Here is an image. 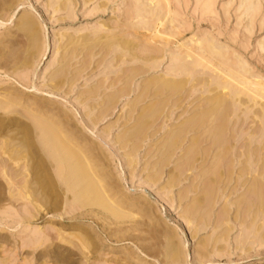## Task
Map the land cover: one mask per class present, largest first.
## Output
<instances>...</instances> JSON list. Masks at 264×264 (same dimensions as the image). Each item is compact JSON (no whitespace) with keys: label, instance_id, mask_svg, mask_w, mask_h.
I'll return each mask as SVG.
<instances>
[{"label":"rangeland","instance_id":"374dc122","mask_svg":"<svg viewBox=\"0 0 264 264\" xmlns=\"http://www.w3.org/2000/svg\"><path fill=\"white\" fill-rule=\"evenodd\" d=\"M58 1L59 0H57L56 2H54V0H19L18 2L17 0V3H16V0H12V1L0 0V62H1L0 63V144L3 143V145H1V147L3 146V148L1 149L0 147L1 149L0 154L3 151L5 152L6 150L5 153L7 155L6 156L4 153H2L0 155V158L2 157L3 159L6 156L5 159L7 160L9 157V154L11 153L8 159L9 161L6 162L7 165L9 166L10 164V167H12L13 170L17 169L18 172L21 171L22 167L23 168L25 167L24 169H22V171L26 173L25 172V169H26L28 174L26 173L25 176L27 175V177L30 178L28 181L27 180L28 178H23L25 176L21 175V177L19 176L18 179H15L16 182L12 181L14 183H10L9 180H7V177L4 179L5 176L2 170H4L5 172V169L0 167L1 168L0 169V264H180V261H181V264H264V242L263 243L261 242V241H264L263 239L264 238V230H263L264 226L261 225L262 220H263L262 224H264V217L262 218V216H264V211L259 214L260 216H258L260 217L259 222L257 219L258 217H255L254 219L251 215L249 216L250 218L247 217V219L244 215L239 216L240 218H238L237 217L238 214L237 212H235L236 207L234 206L228 207V206H230L231 203H235L236 201H238V199L240 198L239 197L240 195L239 194L236 195L235 198H234L235 195H232L231 196L232 198L230 197L227 200L226 199L227 196L222 193V190L220 189V187H217V188L215 187L213 189L212 197L210 198L212 201L210 202V204L206 202L203 208H201L202 210L199 209L193 212L192 211L190 212L189 210L193 204V201L196 198L197 199L202 198L204 195V192H203L204 191V188H203L204 181H202L203 175L201 176L202 172L200 170H202L205 165L206 166L208 165V163L204 162L202 160V157L200 156V158L198 159L199 162L201 161L200 164L197 161L195 165V166L198 165L197 167L199 170L197 169V172H196V169H195V172L193 171L194 169L193 167H191L193 166V161L191 157L192 155L189 152L191 150L190 140L193 138V136L196 137L195 135L202 137V134L205 131H207V127L205 125L203 126V129H202V126H200L199 129L197 128L198 130L196 129L195 132L193 130L184 131V133L178 139L176 148H175V145L171 146L172 144L170 145L168 143V138L171 132L176 131L179 128V127L178 128L176 127V124L179 121H180L179 122L180 124L178 123L177 126H180L183 122L187 121V118L191 119L193 116H195L194 114H196L197 112L196 105L198 103L197 102L198 100L196 98L199 97L197 93L198 90H193V93L195 91L194 94L192 92L190 93V90H191L190 85L192 86V83H190L187 85L188 87L186 86L181 91H178V94L177 92H174V91L165 90L164 91L165 95L163 92V95H158V97H156L155 95H152V93L154 92V88L155 89L157 88L156 85L155 84L149 85V83L155 81L156 77H158L156 81L157 80L159 81L160 78L163 79V76L165 75L167 76V74L170 75L171 73H169L168 70L172 69L173 68L172 66L176 65L175 68H180L179 66H177L178 64H176V63H179L178 60L175 59L176 62H174L175 60H170V59L174 56V54H179L180 50H181L180 53H182L183 51L185 52L184 48L186 49L187 47V49H190V46L184 47V45H188L190 42L193 44L192 50L196 52V49L198 48V45H197V43L199 42L198 40H202L203 38V39L211 40L213 43L215 42L214 44H217V46L221 47L222 49L226 48V50L224 51L222 50V52L226 54V52L228 51L229 53V54L227 53L229 55L228 59L230 58L229 60L231 62L230 63L229 60L227 61L226 59L227 55H226L225 56L226 64L229 62V64L231 65L234 64L236 66V64H241V66L243 67L245 66L244 69L246 68L247 70L246 69L245 70L249 71L248 72L249 77H247V79L245 80L246 85H247V80H248L249 85L247 87L249 86L252 87L251 90L257 89L258 90L257 93L262 94L263 93L261 92L262 89L260 90L258 87L260 85V87L263 88L264 90V0H157V1L152 0L153 3H151L148 0H141V2H143L144 4L149 2L148 3L149 6L154 9L157 7L158 9L157 8L156 9L158 13L155 9V12H154L155 14L158 15L159 12L161 13V11H162V15H164L163 17H165V14H166V17H165L166 20L164 19L163 24L161 25L157 24L156 29L153 30L152 32L148 30L146 31V29L143 30L142 28L145 25L142 22L145 23L147 21L146 23L148 24L152 23L150 25L152 26L154 25L153 22L156 20L154 18H157V17H154V18L149 17V19L151 18L152 21H148L149 19L147 16L141 17V18H144V20L140 19V22L144 26L141 25L138 19L140 18V16L136 17V14H135V13L138 14L137 11L139 10L137 6L139 3H137L135 0H108V1L107 0H103V1L93 0L87 3L85 2L83 3L84 0L83 1L82 0H72L71 1L72 3L71 2L69 3L71 5L66 6L67 9L64 8L62 9V11L59 10L60 13L57 10V8L59 9L60 7ZM134 1L137 5H135ZM137 1L140 2V0H137ZM163 2L164 3L166 2L165 5ZM62 3L60 1V5ZM11 4L13 6H11ZM54 5H56L57 11L54 9L55 7ZM71 7L73 9H70ZM97 7H100V8H97ZM249 7L251 10L249 9ZM9 8L11 10H9ZM101 8H103L102 9L103 11L101 10ZM134 8L135 9L137 8V9L135 10ZM65 10H67V12ZM97 10L98 11L100 10V11L97 12ZM23 17L32 18V20H34L35 22V25L38 31V37L34 44H32L28 36L24 34L23 32L19 31L16 26L17 22H19ZM167 20H169L171 24V26L169 27H167V25H170L169 21ZM137 23L140 24V27L138 28V30H137V27L139 25L136 26ZM163 25H166V26H163ZM105 28L107 29L105 30ZM108 29L110 31H108ZM134 31H135L136 36L134 34ZM99 32H100V36H99ZM169 32L172 33L174 36L172 37V35H170ZM114 33L116 34L115 36H114ZM156 33L157 34L159 33L161 35L159 34L157 35ZM90 35H91V38L93 39L100 38L101 41L100 40L98 41H100L101 43L103 42V43L101 44L100 42H96L95 43L96 45L95 44L86 45L82 39L90 38ZM61 36H63L62 39L60 38ZM86 36H89V37H86ZM160 36H161V39H163V42L161 39H160L161 41L159 40L158 37ZM170 36L171 38H169ZM204 36L206 37L204 38ZM70 37L72 38L70 39ZM106 37L116 38V39L123 38L124 40L128 38V40L133 41V43H131L133 44L131 50L133 51V53L138 54L136 55V57L138 56L137 57L138 59L136 60L137 61L140 60L141 63L134 62V65H133L132 60L134 59L129 58L128 62L126 63L124 62L126 65H123V63L121 64L120 62L123 60V59L121 60L122 58L121 55L123 56L122 54L123 51L122 53H120L121 50L113 48L114 46L112 47L113 50L108 49L107 47H103L105 48V50L102 48V46H104V43L107 40ZM131 38H133L134 40H131ZM155 38H158V39H155ZM102 39H104V41ZM135 39L139 40V41L137 40L139 44L136 43ZM153 39L155 41H153ZM63 40L65 41V43L62 42ZM156 40L158 41L156 42ZM37 42L39 43L38 47H37ZM70 42L74 44V46ZM83 42L86 45V46L84 45L86 48V51L83 46ZM81 43L82 45H80L81 46L80 47L79 44ZM191 43L189 45H191ZM98 44L100 45L98 46ZM31 45H32V48L29 50V47H31ZM69 45L70 46L72 45V46L70 47ZM164 45L168 47H165ZM194 45H196L195 48H194ZM75 46L77 48V49L75 48L76 49L75 51L78 50L77 52L80 51L79 53L73 52L74 51L73 48ZM96 46L97 48H99V50L101 48L100 52L99 50H97ZM67 47L68 48L70 47V49H68ZM141 47H142V50H141ZM114 49L117 50L116 52L118 54L120 53L119 54L120 56L117 53H114L115 51ZM175 49L176 50L179 49V51H175ZM95 50H96V54L98 55H95ZM135 50L136 52H134ZM71 51L73 52L72 56L70 54ZM168 51L169 52L172 51L173 53L171 52L169 53ZM82 52L85 54L87 52L91 54L94 52L93 56H96V57H93L95 60L93 58L92 59L95 61L97 65L93 63L94 61H92V59L88 58V57H91V54L88 53L89 56H87V59H88L87 60L85 59L86 55L84 58V55ZM27 53L32 55V57ZM63 53H65V55ZM105 53L107 54L104 55ZM100 54L104 56V58H102V56L97 57V56H100ZM77 55H79L78 58H77ZM81 55L83 56L81 57ZM8 56L11 58L9 59ZM12 56H15L14 60L12 59ZM68 56L71 57V59ZM117 56H119V59ZM2 57H4L3 60H2ZM72 57H74V62H73ZM142 57L145 59L146 63L143 62L144 60ZM29 58L30 59L33 58V59L30 60ZM98 58L101 59V63H100V59ZM113 58L115 61L113 60ZM154 59L163 60V61L161 60L162 61L160 63L161 66H159L161 68L158 70L159 68L158 67L157 69H155L156 71L153 69H150V66H149L150 64L148 65L149 68H147V65H146L148 64L147 63L148 61L150 62V60H154ZM67 60L69 63L67 62ZM70 60L73 63L72 62L70 63ZM79 60H80L79 64H84L83 66L79 65L76 62ZM89 60L92 61L91 62L92 64L89 62ZM195 60H197L196 57H195ZM25 61H27V63H24ZM30 61H32L31 65L28 66L30 64ZM62 61H64L65 65H60V64H64ZM81 61L84 63H82ZM87 61L90 67H88V65L86 64ZM236 61L237 63H235ZM113 62L114 63L116 62V67L111 66V64L113 65ZM130 62H131L132 68L129 67ZM142 63H143V67L146 65L145 68L149 69V72L147 71L148 73L145 72L142 75L140 74L132 79L133 83H131V85L128 84V91L130 92V94L128 92V94L124 95L123 97H121L122 95L117 94L116 96L117 100H115V103L112 106V108H110L109 111L106 113V116L108 118L104 116L103 120L102 118H100V121L98 120L96 121V123H90L91 120L89 121V118L91 119L95 117L99 118L101 115V112H103L104 110L103 109L104 107L102 108V105H104L103 99L107 95H111L112 92L115 93L116 89L120 87V84L122 82L117 84V81H118L119 76H122L123 72H125V69H126L125 66H127L128 64L127 70L129 69L133 70L134 68L135 69L139 68L138 66L142 67ZM202 63L203 62H201V65L199 67H196V71L195 70L193 71L194 73H193V76L191 77L192 79L194 78V76L195 78L196 77L198 78V76L199 78H201L203 73H205L204 75H206V72L208 73V70H209L208 68H207L208 69L207 71H204L202 69L204 72L200 71L199 69V71L202 72V74L198 71L197 68L203 67ZM70 64H72L73 66ZM93 64L95 66H93ZM229 64H227V66ZM8 65L9 67L7 68L6 66ZM101 65H103V67H99ZM108 65L110 66V68L112 67L114 68L112 69L113 71L112 70L108 71V72H111L112 75L107 74ZM231 65L228 67L233 68L234 66H231ZM59 66L60 67L62 66V67L60 68ZM63 67H68L66 68V70L69 71V72L68 71L66 72L67 77L64 78L66 75L63 76L64 80L63 78L62 79L53 78L54 76H56V73L58 71L63 69ZM78 67H80L79 68L80 71ZM84 67L86 68L88 67V69L86 68L84 69ZM119 68L121 69L123 68L122 69L123 72L118 71V70H121ZM165 68L166 69L168 68V70L166 71ZM75 71H77V73ZM117 72L119 76H117ZM119 72L120 74L121 73L122 74L120 75ZM165 72L167 74H164ZM67 73L70 74V76H68ZM81 73H83L82 76L80 75ZM51 74L52 76H50ZM126 74H128V72H126ZM185 74L184 76H186ZM116 76L117 78L114 79L113 77H116ZM184 76L182 75L180 77H184ZM106 77L108 78L110 77V79L107 78L109 82L106 79ZM180 77L178 76L177 79ZM151 78L152 80L150 81L149 79ZM65 79L66 81L67 80L68 81L66 82ZM70 79H73V80H70ZM52 80H54L55 82L54 84L52 83ZM110 80L112 83L116 82L115 85H119V87L115 86L116 89H114V91H112V89L115 87L110 88L109 91H111V93L107 89L105 90V88L103 89L101 88L102 89L100 90L101 94L97 96V98L88 97V95L85 94L88 92V90L91 91L93 90V88L95 90L97 87L101 86L105 82H106L105 84L107 85L108 83L111 84ZM146 80H149V81L146 82ZM132 81H129V83ZM58 82H60L61 84L63 83L65 87L62 88L61 86L60 87L61 89L60 88L57 89L58 90L57 92L54 86ZM100 83L102 84L100 85ZM46 84H48V87L50 89L52 87L51 90L53 91L49 92L50 89L48 90V87L46 86ZM49 84L53 86H50ZM140 84H141L142 89L141 87L138 88ZM255 84H256V87H255ZM129 85L130 87L132 86L131 89L129 88ZM136 86L139 90H137ZM122 87H123V83L121 84L120 88ZM150 87H151V91L149 92L148 90H150ZM239 87H240V90L244 89L242 86H238V89ZM241 87L243 89H241ZM135 88L137 92L139 91V93L136 92ZM184 90H186V92H184ZM106 91H108V93ZM118 91H116V93ZM253 91L256 92V90H253ZM83 92H85L84 95L82 94ZM244 92H247V91L244 89ZM251 92L249 93L247 92L246 94L249 96ZM12 93L13 95H16L17 98H15V96H12ZM191 94L193 96H196V95L198 96L192 99L193 96ZM258 94L256 95L258 96ZM80 95H83V97ZM188 95L190 96V98ZM252 95L253 94H251V97H253L256 100V102L258 101L259 103L260 100L258 97H256L255 93H254V96ZM10 97L13 99H10ZM99 97L102 100L99 99ZM153 97L155 98L154 102H157L156 104L153 102L154 100ZM176 97L178 100H180L181 97L183 98H181V101H179L178 103V100L176 99ZM241 97H245V96H241ZM78 98L80 101H78ZM87 98L88 99L90 98L89 99L90 102L87 100ZM146 98L148 99L151 98V99L148 101V99ZM23 99L25 102L23 101ZM260 99L262 102L260 104L263 105L264 101L262 100L261 97ZM12 100L13 102H11ZM174 100H177V101L173 102ZM184 100L185 101L187 100V102L189 103L185 102ZM4 101H6L7 103L6 102L4 103ZM17 101L19 103H17ZM94 101L97 102L98 109H96L97 106H95L96 103H94ZM77 102L78 103L81 102V104L79 103L81 106ZM148 102L150 104L153 102L154 106H153V103L152 105H150ZM83 103H88V104H85L83 106ZM134 104H138V105L135 106ZM143 104H145L147 109ZM181 104L182 106H180ZM168 105H169V108L171 106L170 111H169ZM172 105L175 108H173ZM234 105H235L234 108L238 107L236 106V103L235 104L232 103L231 108L233 109V111H235V109L233 108ZM237 105H240V104L238 103ZM142 106H144V109ZM188 106H191V107H188ZM154 107H157V108H154ZM239 107H238L239 110L237 109L238 110L237 113L241 117L243 113H244L243 117L247 116L244 118V120L247 119L246 123L242 125V122H244V120L241 119L240 116H237V113H236L235 117H237L238 119L233 116L230 118L229 124L231 126L228 124L229 129H231V132L232 131L234 132L233 128L235 126L234 129L236 133L242 132V134L244 133L247 135L249 133L251 134L253 130H256L257 133L253 136L254 138L251 140V143L255 141V144L254 143H253L254 145L251 144V147L252 149H254L255 147L258 148V145H259L258 149H261L264 145L263 144L264 143V137H263L264 135L263 126L264 125H262L264 124V121L261 124L262 126L261 128L259 118L253 117L250 114L248 115L245 114L244 109L246 106L243 105V107L241 108V105H240ZM37 108L38 110H42V112L37 111ZM135 108L137 111L135 110ZM180 108L181 110L182 108H184L183 109L184 112H181ZM83 109L85 110V112ZM92 109L94 111L96 109V114H94V112L92 114L88 113V112L93 111ZM192 109H195L196 111L194 110V113H193ZM47 110H50V111H47ZM146 110H150V111H147V113H144ZM171 111H172V114L170 115L169 112ZM165 112H166V115L163 114ZM57 113L58 114L61 113V117H63L62 119L65 121V123L69 122L68 123V125L70 126L69 130L74 129V131H77L76 134L80 138L79 142L83 140V142L85 143L84 145L85 146L87 145L86 146L87 148L89 147L87 149L83 145V147H85L83 149V147L81 148L80 145H77V143L76 144L74 143L77 148H81L85 151L89 150L92 153L93 156L89 152L86 158H89L88 160H91L94 166L96 165L95 168L97 171L96 170L95 171L97 173L96 175L98 176V178L99 179L102 178L104 179V181L106 180V183L109 185L108 186L109 191H107V195L109 197V201L113 202L114 204L113 208L114 207L117 208L119 206V208H117L118 210L114 208L116 212L114 210L113 211L107 210L103 208L104 206H101V205L98 206L95 204H89L87 202L84 203L85 199L82 200L80 199V197L77 196L79 189L78 188L75 189L74 185L72 184V187L74 188L70 190V188L72 187L71 186L67 187L69 185L68 181L66 182L63 181L62 179L63 175L61 174L62 171H60L62 170V167L60 165H57L56 163L57 158L55 157L54 153L50 151L52 150V146H53L52 143L54 142V140L48 134V132H45V129H44L46 127L48 128L47 124H49V129H51L52 126H55V122L57 121V118L55 119V117L56 115H58ZM66 113H68V115ZM135 113H137L138 116ZM173 113H176V114H173ZM181 113H182V116H184L185 113L186 115H189L188 113H190L189 115L190 117L185 115L186 117H184L185 119H183V117L181 116ZM133 115L135 116V118H133ZM249 115L250 117L251 116L252 117L251 118L248 117ZM67 116L71 120H68ZM86 116L88 117V119ZM131 116L133 120L131 119ZM145 116H147L146 120H145L146 118ZM148 116L150 117L149 118L150 120L148 119ZM162 116H163V119H162ZM1 117L3 118V120ZM49 117H51L52 121L49 119ZM165 118H166V121H164ZM233 118L235 119L233 120ZM252 118H254L253 119L254 125L252 124L253 121L249 120ZM8 119H9V122H8ZM43 119L44 120L46 119L45 124L44 122H42V126H41L40 123ZM143 119L145 121H143ZM231 119H232V122H231ZM236 119L239 120V122H236L235 121ZM256 119L259 120L258 124H257ZM84 120L89 122L91 124V127L94 125L93 128H91L87 122L86 123L89 126L86 125ZM38 122H39V125H38ZM141 122H145V127L142 128L139 125L140 129L141 128L142 129L141 130L139 129L140 131H138L137 124L140 123L142 125L143 123ZM21 123H24V124H22L21 126L20 125ZM236 123L237 125H235ZM255 124H256V127H255ZM134 126H137L136 127L137 129H135V134L134 132L133 133L129 132L130 129L134 130L135 128ZM172 126H174L173 129H172ZM244 126H246L245 127L246 129L243 128ZM15 127H16V131L14 130ZM18 128H20L21 130ZM41 128L44 130L42 131ZM256 128L257 129L261 128V130L263 129L262 130L263 133L261 131L259 135L258 133L260 130L258 131ZM247 129H249L248 130V132L250 131L249 133L246 131ZM142 130H143V135L141 133ZM24 131H25V134H24ZM198 131L201 133V135L200 133H198ZM103 132L109 135L107 136V135L101 134ZM125 132H128L127 135L125 134ZM231 132L229 131L227 140L229 141L232 147L236 145L235 146L236 150H239V147L241 148L244 144H246L249 141V139H251L249 137L247 141V138H244V134L240 136L241 133L240 134L237 133L236 135L235 132H234V136H232ZM40 133H42V135ZM139 133L141 134L140 135L141 137L138 136ZM194 133L196 134L194 135ZM128 134H130V136H128ZM190 135L192 136V138ZM247 135H245V137L249 136ZM122 136H125V137H122ZM235 136H237V138L240 137L239 138L240 141H238L239 139L237 140ZM260 136L263 137V139ZM206 137L208 139V142L201 143L202 148H206V146L209 147L210 145L209 139L212 138V136L208 135ZM188 138L189 139L191 138V139L189 140ZM44 139H46L50 143H48ZM122 139H124L125 141L123 140L122 142ZM232 139H233V142H232ZM245 139H246V142H245ZM260 139L262 140L263 143L260 142ZM133 140L134 142H132ZM184 140L186 143L184 142ZM234 141L235 143L236 142L237 143L235 144ZM4 142L6 143L8 142L7 144L8 146ZM119 143H121V145ZM247 144H249V142ZM124 145L126 146V148ZM168 145H170L171 148L170 146L168 147ZM166 146L168 147V149ZM4 148L6 149L4 150ZM161 148L163 151H161ZM10 149H13L12 150L13 153ZM187 149L188 151H186ZM169 150L170 152H168ZM9 151L11 152L9 153ZM14 153H17L18 157L16 156V154L14 155ZM165 153L168 154L167 155L168 157L170 156L169 159H167L168 157L166 158ZM169 154H171L172 156ZM2 155H5V156L3 157ZM12 155L16 156L15 157L16 162H13L15 158ZM53 155L56 161L53 158ZM10 158L11 160L13 159L14 160L11 162ZM6 160L3 159V161H6ZM53 163L55 166H53ZM147 165H149L150 168H148ZM154 165H156V167H153ZM181 165L182 167H180ZM0 166L2 165L0 164ZM19 166H21V168ZM159 167L163 171V172L161 171L160 174L158 172L160 171ZM102 169H103V172H102ZM150 171L152 172L150 173ZM199 171L200 173L198 174ZM150 174L153 176H151ZM196 174H197V177H196ZM33 175L40 176V177L36 180L33 177ZM42 176H46L48 181L44 180ZM21 178L22 180H20ZM106 178H108V180ZM192 178H195L193 182L191 181ZM24 179H26L27 182L26 181L25 182L29 184H26L23 181ZM147 179L149 181H147ZM172 179H174V183L170 184ZM143 180L146 181L145 182L146 184L148 182V184L145 185ZM166 180H168V182H166ZM6 181L7 183L9 182L8 185L7 183H5ZM149 182L151 183V185ZM194 183H196V185ZM10 185L13 187H11ZM111 185L113 189L111 188ZM172 185H174V187H172ZM191 185L195 188V190H193L194 189L193 187L191 188ZM167 190H170V191H167ZM186 190H189L187 195L186 193H184V191ZM215 191H217L216 194H215ZM31 192H32V195H31ZM67 192H68V195H66ZM218 192L220 193V196ZM22 193L25 195H23ZM74 193H76L75 196L77 199L75 198ZM17 194H21V195H17ZM216 196H217V200H216ZM184 198H186V200H184ZM221 198L224 199L225 201L222 200ZM56 200H57L56 202L57 206L55 207L54 204ZM219 200H220V203H219ZM122 203H124V205ZM117 204L119 205L117 206ZM223 204H225L226 207L231 210V211L229 210L230 213L228 212V216L225 217V219L223 218V213H222L224 211L223 210L224 208L222 207L225 206ZM135 205L138 207L136 208ZM213 206L215 207V209ZM110 207L112 208V205ZM187 207L188 209H186ZM220 209L222 210V212ZM219 210L221 213L219 212ZM213 212L215 213L214 216L216 215L215 221H214L215 218L211 217L213 216L212 215ZM114 213L116 214L114 215ZM189 213H191L190 214L191 216H186V214L189 215ZM235 213L237 215H235ZM218 215L222 216V219L221 217H218ZM234 216L236 218H234ZM198 217L201 219H199ZM227 218H229V221ZM242 218H245L244 220L246 221L242 222L243 220ZM183 219L186 222L182 221ZM230 219L231 220L236 219V220L231 221ZM255 220L256 222H258V227H256L257 224ZM187 222L188 223L190 222L189 225ZM247 222H248V225H247ZM253 222H255L256 226H252ZM204 223H205V226H203ZM226 223L227 225L228 223L231 224V226L230 225L224 226V224ZM243 223L245 224L243 225ZM235 224L236 226L238 225L237 228ZM249 225H251V227L253 228V231L251 232L249 231V229H251L249 228L250 227ZM259 225L262 226V229L259 227ZM199 226L201 227L200 229H199ZM203 227H207V228L203 230L202 229ZM233 227L236 229H234ZM194 228H197L196 230L199 229L200 232L199 231L195 232L196 230H194ZM227 228H229L228 231H227ZM231 228L233 229L231 230ZM201 229L203 231H201ZM212 229L216 231L212 232ZM260 229H261V232H260ZM230 231L231 233L229 234ZM247 231H249L250 236L248 235ZM255 232L257 234L259 232L260 233L257 236ZM168 234H171L174 236V241L181 248V256L179 260L174 261L168 258L167 256L166 250L168 247L167 245V235ZM226 235L227 236L229 235V236L227 237ZM207 239H209L208 242H206ZM210 239L213 245L212 243H210L211 242ZM218 239L219 240L221 239V240L219 241ZM204 240H205V243H204ZM200 242L203 243V245ZM205 246H208L210 251L207 247L206 249ZM218 246L222 248H219ZM216 248L218 251L216 250ZM221 249L222 251H220Z\"/></svg>","mask_w":264,"mask_h":264},{"label":"bare ground","instance_id":"6f19581e","mask_svg":"<svg viewBox=\"0 0 264 264\" xmlns=\"http://www.w3.org/2000/svg\"><path fill=\"white\" fill-rule=\"evenodd\" d=\"M10 1H12V0H10ZM57 1V0H56ZM55 0H54V2H56ZM60 1H61V3H62V1H63V3L60 5ZM72 0H59L58 2H59V9L57 8V10H58V12H59V10L60 11H62V9H64V8H66V6L68 5V6H70L71 4H69L70 2H71ZM83 1V0H82ZM90 1H93V0H84L83 1V3L85 2V3H87V2H90ZM96 1V0H95ZM103 1V0H102ZM108 1V0H107ZM135 1L137 2V3H139L138 5L135 3ZM134 1V3H135V5H137L138 6V8H139V10L137 11L138 12V14L137 13H135L136 14V17H138V16H140V18H138L139 19V23L141 24V25H143L144 27L142 28V26H141V28L144 30V29H146V31L148 30V31H150V32H152L153 30H155L156 29V26H157V24H163V21H164V19H165V17H166V14H165V17H163L164 15H162V11L161 10H159V11H161V13L159 12V14L157 15V14H155L154 12H155V9L157 8H152V7H150L149 6V2L148 1H150L151 3H153V1L152 0H148L147 2L148 3H146V4H144L143 2H141V0H140V2H138L137 0H135ZM155 1V0H154ZM157 1V0H156ZM9 2V1H8ZM18 2H19V0H18ZM145 2V1H144ZM252 2V1H251ZM250 2V3H251ZM11 3V2H10ZM16 3H17V0H16ZM72 3V2H71ZM133 3V4H134ZM164 3V2H163ZM166 3V2H165ZM165 3H164V5H165ZM249 3V2H248ZM12 4H13V2H12ZM11 4V6H13ZM54 4V3H53ZM58 4V3H57ZM103 4V3H102ZM106 4V3H105ZM132 4V5H133ZM155 4V3H154ZM157 4V3H156ZM9 5V4H8ZM86 5V4H85ZM99 5V4H98ZM167 5V4H166ZM50 6V5H49ZM55 7H54V9L56 10V5H54ZM100 6V5H99ZM152 6V5H151ZM168 6V5H167ZM74 7V6H73ZM136 7V6H135ZM154 7V6H153ZM97 8H100V7H97ZM162 8V7H161ZM243 8V7H242ZM252 8V7H251ZM67 9V8H66ZM70 9H73L72 7L70 8ZM103 8H101V10H102ZM132 9H133V7H132ZM135 9V8H134ZM137 9V8H136ZM135 9V10H136ZM158 9V8H157ZM157 9H156V11H157ZM248 9V8H247ZM249 9H250V7H249ZM8 10V9H7ZM9 10H11L10 8H9ZM55 10H54V12H55ZM56 10V11H57ZM251 10V9H250ZM66 12H67V10H65ZM64 11V12H65ZM68 11H69V9H68ZM72 11V10H71ZM70 11V12H71ZM100 11V10H99ZM98 10H97V12H99ZM103 11V10H102ZM104 11H105V9H104ZM131 11V10H130ZM253 11V10H252ZM65 12V13H66ZM247 12V11H246ZM60 13V12H59ZM129 13V12H128ZM133 13V14H134ZM157 13H158V11H157ZM245 13V12H244ZM248 13H249V11H248ZM250 13H251V11H250ZM72 15V14H71ZM67 16H68V14H67ZM148 17V19H149V17H157V18H154V19H156L154 22H153V24L154 25H152V26H150L151 24H148V23H144V22H140V19H142V20H144V18H141V17ZM70 17V16H69ZM135 17V16H134ZM71 18V17H70ZM150 18V19H151ZM147 19V18H146ZM148 20V21H152V19L151 20ZM153 19V20H154ZM141 20V21H142ZM166 20V19H165ZM167 21H169V20H167ZM172 21V20H171ZM174 21V20H173ZM165 23H166V21H165ZM172 23V22H171ZM140 24H136V26L137 25H139L138 27H137V30H138V28L140 27ZM169 24H170V21H169ZM16 26H17V28H18V30L19 31H21V32H23L24 34H26L27 36H28V38H29V40L31 41V43L32 44H34L35 43V41H36V39H37V37H38V31H37V28H36V25H35V22H34V20H32V18H29V17H23L19 22H17V24H16ZM135 26V25H134ZM163 26H166V25H163ZM162 26V27H163ZM169 26H171V24L170 25H167V27H169ZM161 27V28H162ZM181 28V27H180ZM107 28H105V30H106ZM166 29V28H165ZM108 31H110L109 29H108ZM159 31V30H158ZM104 32V31H103ZM156 32H157V30H156ZM165 32V31H164ZM102 33V32H101ZM106 33V32H105ZM108 33V32H107ZM112 33V32H111ZM160 33H161V31H160ZM170 33V32H169ZM97 34H98V32H97ZM134 34H135V31H134ZM153 34V33H152ZM151 34V35H152ZM157 34V33H156ZM159 34V33H158ZM157 34V35H158ZM167 34V33H166ZM166 34H165V36H166ZM95 35H96V33H95ZM116 34L114 33V36H115ZM118 35V34H117ZM120 35V34H119ZM122 35V34H121ZM156 35V36H157ZM159 35H161V34H159ZM169 35V34H168ZM170 35H172V37L174 36L172 33H170ZM26 36V37H27ZM66 36H68V35H66ZM93 36H94V34H93ZM99 36H100V32H99ZM124 36V35H123ZM135 36H136V34H135ZM164 36V35H163ZM86 37H89V36H86ZM118 37V36H117ZM126 37V36H125ZM124 37V38H125ZM150 37V36H149ZM206 36H204V38H205ZM208 37V36H207ZM61 39L63 38V36H61L60 37ZM68 38V37H67ZM72 37H70V39H71ZM83 38V37H82ZM102 38V37H101ZM138 38V37H137ZM159 38V40L161 39V36L160 37H158ZM158 38H155V39H158ZM169 38H171V36L169 37ZM168 38V39H169ZM202 38V37H201ZM209 38H211V37H209ZM106 42L104 43V46H102V48L103 47H107L108 49H111V50H113V48H115V49H118V50H121L120 51V53H122V51H123V56L121 55V60H119V61H121L120 63L122 64L123 63V65H126L125 63L126 62H128L129 61V58H131V59H134V60H132V64L134 65V62H140V60H136V59H138L137 57H136V55H138L137 53L135 54V53H133V51L131 50L132 49V45L133 44H131V43H133V41H130V40H128V38H126V40H124L123 38H110V37H106ZM130 39V38H129ZM139 39V38H138ZM137 39V40H138ZM164 39H165V37H164ZM166 39H167V37H166ZM199 39H200V37H199ZM213 39V38H212ZM65 40H66V38H65ZM69 40V39H68ZM75 40V39H74ZM84 42H85V44L86 45H89V44H91V45H93V44H95L96 42H100L101 41V39L99 38H97V39H93V38H91V35H90V38H85V39H82ZM98 40H100V41H98ZM103 41H104V39H102ZM128 40V41H127ZM131 40H134L133 38H131ZM136 40V39H135ZM137 40H136V43H138L137 42ZM162 40V42H163V39H161ZM160 40V41H161ZM214 40V39H213ZM76 41V40H75ZM77 41H78V39H77ZM130 41V42H129ZM139 41V40H138ZM153 41H155L154 39H153ZM158 40H156V42H157ZM199 41V42H198ZM196 43H197V45H198V48L196 49V52H194L193 50H192V48H193V44L191 43V45H189L188 43V45H184V47L185 46H190V49H187V47H186V49L184 48V50H185V52L183 51L182 53H180V51H179V49L178 50H176L175 49V51H179V54H174V56H173V54H172V58L170 59V60H178L179 61V63H176V64H178L177 66H179L180 68H175L176 67V65L175 66H172V64H171V66L173 67L172 69H169L168 70V68L166 69V71L168 70V72L169 73H171L170 75H168L166 72L164 73V74H167V76L165 75V76H163V79H159V81L157 80L156 81V79L158 78V77H156L155 78V81L154 82H151V83H149V85L150 84H155L156 85V89L154 88V92L152 93V95H155L156 97H158V95H163V92L165 91V90H170V91H174V92H177V94H178V91H181L182 89H184V87H186L188 84H190V83H192V86L190 85V93L192 92L193 93V90H200L199 92L200 93H202V94H200L198 91H197V93H198V95H199V97L198 98H196L198 101V103H197V105H196V107H197V112H196V114H194L195 116H191L192 118L190 119H188L187 118V121H185V122H183L180 126H177L178 125V123L180 122H178L177 124H176V127L178 128L176 131H173V132H171L170 133V135H169V138H168V143L171 145V146H173V145H175V148H176V144L178 143V139L180 138V136L184 133V131H196V129L198 128L199 129V127L200 126H202V129H203V126H205L206 125V127H207V131H205L203 134H202V137L201 136H197V135H195L196 133H194V135L196 136V137H194L193 136V138H192V136H191V140H190V148H191V150L189 151L190 153H191V157H192V161H193V166H191V167H193V171L195 172V169H196V172H197V169H198V165L197 166H195L196 165V163H197V161H198V159L200 158V156L202 157V160L204 161V162H206V163H208V165L206 166H204V168L202 169V170H200L201 172H202V174H201V176L203 177V180H202V178H201V180L202 181H204V186H203V188H204V195H203V197L202 198H196L194 201H193V204H192V206L190 207V212L192 211H197V210H199V209H201V208H203V206L206 204V202L208 203V204H210V202L212 201L210 198L212 197V193H213V189L216 187H220V189L222 190V193L224 194V195H226L227 196V200L232 196V195H235L234 196V198L236 197V195H240L239 197V199H238V201H236V199H235V203H231V205L230 206H228L229 205V203H228V207H231V206H234V207H236V210H235V212H237V214L235 213V215H237V217L238 218H240L239 216H242V215H244L245 217H246V219H247V217H249L250 215L255 219V217H258V216H260L259 214L261 213V212H263L264 211V145H263V147L261 148V149H258L259 148V145H258V148H254V149H252V147H251V144H255V141L253 142V143H251V140L254 138L253 136L257 133V131L256 130H253V132L250 134L249 132H248V130L249 129H247L246 131L250 134H244V138H247V141H248V138L250 137L251 139H249V144H244L241 148L239 147V150H236V148H235V144L237 143H235V141H234V143L235 144H233V145H235L234 147H232L231 145H230V143H229V141L227 140L228 139V135H229V131L231 132V129H229V127H228V124H229V122H230V118L233 116V117H235V115H236V113L238 112V110H239V106L241 105V108L243 107V105L244 106H246L245 107V109H244V112H245V114H250V115H252L253 117H257V118H259L260 119V126H261V124L263 123V121H264V104L262 105V104H260V103H262L261 102V99H260V97L262 98V100L264 101V90H263V88H261L260 87V85H259V89L261 90L262 89V91L261 92H263L262 94L260 93V94H258L257 92H258V90L257 89H252L251 90V88L252 87H247L249 84H248V80H247V85H246V83H245V80L247 79V77H249L248 76V72L249 71H246L245 69H244V67L243 66H241V64H236V66L233 64V65H231V64H229V62H230V58L228 59V51L226 52V54L225 53H223L222 52V50L224 51V50H226V48H224V49H222L221 47H219V46H217V44H214L211 40H207V39H203L202 38V40H198ZM62 42H64L65 43V41L63 40ZM73 42V41H72ZM84 42H83V46L85 45L84 44ZM71 43V42H70ZM69 43V44H70ZM75 43V42H74ZM80 43V42H79ZM101 43V42H100ZM103 43V42H102ZM101 43V44H102ZM134 43H135V41H134ZM169 43V42H168ZM195 43V44H196ZM217 43V42H216ZM38 42H37V47H38ZM72 44V43H71ZM139 44V43H138ZM73 46H74V44H72ZM71 45V46H72ZM80 45H82V43L81 44H79V46ZM85 45V46H86ZM96 45V44H95ZM100 44H98V46H99ZM182 45V44H181ZM181 45H179V46H181ZM70 46V45H69ZM70 46V47H71ZM82 46V47H83ZM85 46H84V48H85ZM114 46V47H113ZM134 46H135V44H134ZM133 46V47H134ZM162 46V45H161ZM165 47H168V46H166V45H164ZM221 46V45H220ZM223 46V45H222ZM70 47L68 48V49H70ZM77 47H78V45H77ZM81 47V46H80ZM80 47H79V49H80ZM113 47V48H112ZM165 47H164V49H165ZM183 47V46H182ZM196 47V45H194V48ZM32 48V45H31V47H29V50ZM67 48H65V49H67ZM76 46L73 48V52H77V51H75L76 49ZM96 48H97V46H96ZM106 48V49H107ZM104 50H105V48H103ZM114 49V50H115ZM136 49V48H135ZM29 50H28V52H29ZM83 50V49H82ZM97 50H99V48H97ZM134 50V49H133ZM141 50H142V47H141ZM182 50H183V48H182ZM84 51V50H83ZM85 51H86V48H85ZM101 51V48H100V50H99V52ZM117 50H115L114 51V53H117L116 52ZM159 51V50H158ZM27 52V51H26ZM64 52H65V50H64ZM69 52V51H68ZM72 51H71V56H72V53H73ZM80 52V51H79ZM79 52H77V53H79ZM109 52H110V50H109ZM134 52H136V50L134 51ZM141 52V51H140ZM156 52V51H155ZM161 52V51H160ZM159 52V53H160ZM164 52H165V50H164ZM169 52V51H168ZM171 53H173L172 51H170ZM169 52V53H170ZM83 53V52H82ZM89 52H87L86 54L85 53H83V55H84V58H85V55H86V58L85 59H87V56H89V54H91V53H89ZM94 53V52H93ZM93 53L91 54V57H88V58H90V59H92L93 57H96V56H93ZM119 53V54H120ZM168 53V54H169ZM228 53V54H227ZM232 53V52H231ZM27 54H29V53H27ZM64 55H65V53H63ZM62 54V55H63ZM101 54H102V52H101ZM100 54V56H97V57H101L102 55ZM107 53H105L104 55H106ZM118 54V53H117ZM116 54V55H117ZM118 54V55H119ZM135 54V55H134ZM233 54V53H232ZM25 55H26V53H25ZM30 55V54H29ZM34 55V54H33ZM68 55V54H67ZM83 55H81V57L83 56ZM95 55H98V54H96V50H95ZM115 55V56H116ZM143 55V54H142ZM227 55V57H226V59H227V61L229 60V62L227 63V64H229L228 66H234L233 68L231 67V68H229L228 66H227V64H226V60H225V56ZM4 56H5V54H4ZM24 56V55H23ZM31 57H32V55H30ZM70 56V55H69ZM68 56V57H69ZM78 56L79 55H77V58H78ZM108 56V55H107ZM120 56V55H119ZM119 56H117L118 57V59H119ZM152 56V55H151ZM154 56V55H153ZM9 57V56H8ZM14 57L15 56H12V59L14 60ZM64 57V56H63ZM109 57V56H108ZM107 57V58H108ZM168 57V56H167ZM170 57V56H169ZM195 57H196V59L197 60H195ZM11 57H9V59H10ZM18 58H20V57H18ZM70 59H71V57H69ZM73 58V62H74V57H72ZM76 58V59H77ZM102 58H104V56H102ZM141 58V57H140ZM139 58V59H140ZM143 58V57H142ZM160 58H161V56H160ZM165 58V57H164ZM4 59V57H2V60ZM30 59V58H29ZM33 58H31L30 60H32ZM63 59V58H62ZM67 59V58H66ZM82 59V58H81ZM84 59V60H85ZM94 59V58H93ZM92 59V61H94ZM98 59H100V58H98ZM97 59V60H98ZM117 59V60H118ZM130 59V60H131ZM65 60V59H64ZM78 60V59H77ZM84 60H82V61H84ZM88 60V59H87ZM113 60H114V58H113ZM112 60V61H113ZM136 60V61H135ZM144 60V61H143ZM143 60H141V61H143L144 63H146L145 62V59L143 58ZM160 60V61H159ZM154 59V60H150V62L148 61L147 63L148 64H146L147 65V68H149L148 67V65L150 66V69H153V70H155V69H157L159 66H161L160 65V63L163 61L162 59ZM162 60V61H161ZM176 60L174 61V62H176ZM232 60V59H231ZM8 61V60H7ZM29 61V60H28ZM81 61V62H82ZM92 61H90L89 60V62L91 63ZM105 61V60H104ZM107 61V60H106ZM115 61V60H114ZM31 62L32 61H30V64L28 65V66H30L31 65ZM63 63H64V61H62ZM67 62H68V60H67ZM72 61L70 60V63H71ZM72 62V63H73ZM78 64H79V62H80V60L79 61H76ZM97 62V61H96ZM125 62V63H124ZM172 62V61H171ZM201 62H203L202 63V65H203V67L202 68H197L198 69V71H199V69H200V71H207L208 69V73L206 72V75H204L205 73H203L202 74V72H200L201 74H202V76H201V78H199V76H198V78L196 77L195 78V76H194V78L192 79L191 77L193 76V71L195 70L196 71V67H199L200 65H201ZM1 63V62H0ZM24 63H27V61H25ZM61 63V62H60ZM69 63V62H68ZM82 63H84V62H82ZM93 63H95V61L93 62ZM100 63H101V59H100ZM100 63H99V65H100ZM106 63V62H105ZM137 63V64H138ZM141 63V62H140ZM231 63V62H230ZM235 63H237V61L235 62ZM238 63H240V62H238ZM23 64V63H22ZM76 64V63H75ZM87 65H88V67H90L89 66V63H88V61H87V63H86ZM85 64V65H86ZM92 64V63H91ZM90 64V65H91ZM96 64V63H95ZM104 64V63H103ZM130 64V68H132L131 67V62L129 63ZM24 65V64H23ZM60 65H65V63L64 64H60ZM70 65H72V64H70ZM79 65H84V64H79ZM86 65V66H87ZM97 65V64H96ZM110 65V64H109ZM108 65V66H109ZM140 65V64H139ZM145 65V64H144ZM146 65L143 67V63H142V67H140V66H138L139 68H134L133 70H131V69H129V70H131V71H129V70H127V66H128V64H127V66H125V72H123L122 71V69L121 68H119V69H121V70H118V71H122L123 72V74H122V76H119L118 75V72H117V76H119V78H118V81H117V84H119V83H123V87L122 88H120L121 87V84H120V87H119V85H115V83H112L111 82V80H110V82H111V84H109L108 82H109V80L108 79H110V77L108 78V77H106V79L108 80V85L107 84H105V83H100V85L101 86H99V87H97L95 90H94V88H93V90H91V91H89L88 90V92L87 93H85V92H83L82 94L84 95V93L85 94H87L88 95V97H96L97 98V96H99L100 94H101V91L100 90H102L103 88H105V90L107 89L108 91H109V89L110 88H113V87H115V86H118L119 88H120V90H119V88H117L116 89V87L115 88H113L112 89V91H114V89H116V91H118L117 93H116V91H115V93H111V91H109L110 93H111V95H104V96H106L104 99H103V104L104 105H102V108L104 109L103 110V112H101V115H100V117L98 118V117H95V118H89V121H90V123H96V121H100V118H102V120H103V117L104 116H106V113L109 111V109L110 108H112V106L114 105V103H115V100H117L116 99V96H117V94L119 95H122L121 97H123L124 95H126V94H128V84H130L131 85V83H133V81H132V79L133 78H135L136 76H138V75H142L143 73H145V72H149V69H147V68H145L146 67ZM174 65V64H173ZM22 66V65H21ZM27 66V65H26ZM67 66H68V64H67ZM73 66V65H72ZM71 66V67H72ZM92 66V65H91ZM93 66H95L94 64H93ZM107 66V72L109 71V70H112V69H114L113 67L112 68H110V66L108 67ZM111 66H114V67H116V62L114 63L113 62V65L111 64ZM170 66V67H171ZM7 68L9 67V65L8 66H6ZM14 67V66H13ZM16 67H17V65H16ZM18 67H20V66H18ZM60 67V66H59ZM62 67V66H61ZM60 67V68H61ZM88 67L86 68V67H84V69L86 68V69H88ZM99 67H103V65H101V66H99ZM105 67V66H104ZM120 67V66H119ZM123 67V66H122ZM135 67V66H134ZM168 67V66H167ZM15 68V67H14ZM66 68H68V67H63V69H61L60 71H58L57 73H56V76H54V74H53V78H55V79H62L63 78V76H65L66 75V72L68 71V70H66ZM70 68V67H69ZM74 68V67H73ZM76 68V67H75ZM80 67H78V69H79ZM110 68V69H109ZM161 67H159L158 68V70L160 69ZM175 68V69H174ZM208 68V69H207ZM22 69V68H21ZM25 69V68H24ZM78 69H77V71H78ZM104 69H106V68H104ZM203 69V70H202ZM77 71H75L76 73H77ZM79 71H80V69H79ZM113 71V70H112ZM156 71V70H155ZM197 71V72H198ZM203 71V72H204ZM69 72V71H68ZM74 72V73H75ZM120 72H119V74H120ZM126 72H128V74H126ZM147 72V73H148ZM196 72V73H197ZM113 73V72H112ZM178 73H179V75H178ZM186 73V74H185ZM195 73V74H196ZM68 74V73H67ZM107 74H110V75H112L111 74V72H108ZM107 74H106V76H107ZM115 74V73H114ZM113 74V75H114ZM120 74V75H121ZM184 74L186 75V76H184ZM81 76L83 75V73H81L80 74ZM184 76V77H180V76ZM190 75V76H189ZM50 76H52V74L50 75ZM68 76H70V74H68ZM72 76V75H71ZM77 76V75H76ZM75 76V77H76ZM79 76V75H78ZM109 76V75H108ZM117 76L116 77H113L114 79L115 78H117ZM180 77V78H178L177 79V77ZM188 76V77H187ZM67 77V75L64 77V78H66ZM80 77V76H79ZM78 77V78H79ZM164 77H166V78H164ZM64 78H63V80H64ZM71 78V77H70ZM78 78H76V79H78ZM81 78V77H80ZM79 78V79H80ZM112 78V79H113ZM137 78H139V77H137ZM51 79V78H50ZM105 79V78H104ZM105 79V80H106ZM154 79V78H153ZM70 80H73V79H70ZM103 80V79H102ZM101 80V81H102ZM104 80V81H105ZM136 80V79H135ZM150 81L152 80V78L151 79H149ZM149 80H146V82L147 81H149ZM49 81V80H48ZM56 81V80H55ZM65 81H66V79H65ZM68 81V80H67ZM66 81V82H67ZM75 81V80H74ZM78 81V80H77ZM101 81H99V82H101ZM129 81H132V82H130L129 83ZM63 82V81H62ZM73 82V81H72ZM76 82V81H75ZM252 82H254V81H252ZM258 82V81H257ZM50 83H51V81H50ZM52 83L54 84L55 82H54V80H52ZM143 83H144V81H143ZM67 84V83H66ZM76 84V83H75ZM142 84V83H141ZM141 84H140V86H138L139 85V83H138V88H140L141 87ZM50 86H53V85H51V84H49ZM130 85H129V88L131 89V87H130ZM133 85V84H132ZM144 85V84H143ZM46 86L48 87V84H46ZM62 86V88L63 87H65L64 85H63V83L61 84L60 82H58V83H56L55 84V88H56V90L57 89H59L60 87ZM67 86V85H66ZM74 86V85H73ZM96 86V85H95ZM137 86H136V88H137ZM238 86H242L248 93L249 92H251V94H253L252 96H254V93H255V95L256 94H258V96L256 95V97H258L259 98V100H260V102L258 103V101L256 102V100L253 98V97H251V94L248 96L246 93L247 92H244V89L241 87V89H243V90H240V87H239V89H238ZM253 86V85H252ZM53 87V88H54ZM188 87V86H187ZM255 87H256V84H255ZM102 88V89H101ZM133 88H134V86H133ZM136 88H135V90H136ZM137 88V90H139ZM250 88V89H249ZM254 88V87H253ZM50 88L48 87V90H49ZM51 89H52V87H51ZM50 89V91L49 92H51V91H53V90H51ZM61 89V88H60ZM141 89H142V87H141ZM140 89V90H141ZM149 89V88H148ZM186 89V88H185ZM189 89V88H188ZM55 90V91H56ZM137 90H136V92H137ZM251 90V91H250ZM253 90H256V92L255 91H253ZM259 90V91H260ZM62 91H63V89H62ZM108 91H106L107 93H108ZM149 92L151 91V87H150V90H148ZM189 91V90H188ZM188 91H187V93H188ZM225 91V92H224ZM57 92H58V90H57ZM57 92H55V93H57ZM134 92V91H133ZM184 92H186V90H184ZM254 92V93H253ZM54 93V92H53ZM60 93V92H59ZM62 93V92H61ZM132 93V92H131ZM137 93H139V91L137 92ZM143 93V92H142ZM194 93H195V91H194ZM193 93V94H194ZM8 94V93H7ZM6 94V95H7ZM129 94H130V92H129ZM147 94V93H146ZM146 94H144V95H146ZM183 94V93H182ZM182 94H181V96H182ZM83 95H80V96H82L83 97ZM137 95V94H136ZM143 95V94H142ZM148 95H150V94H148ZM164 95H165V92H164ZM166 95H167V93H166ZM185 95V94H184ZM192 95V94H191ZM198 95H196V96H198ZM201 95V96H200ZM1 96H2V94H1ZM12 96H15V98H17L16 97V95H13V93H12ZM11 96V97H12ZM103 96V97H104ZM128 96V95H127ZM177 96V95H176ZM179 96H180V94H179ZM189 96V95H188ZM193 96V95H192ZM196 96H193V98L192 99H194V97H196ZM241 96H245V97H241ZM6 97V96H5ZM9 97V96H8ZM10 97V99H13V98H11ZM138 97V96H137ZM136 97V98H137ZM168 97V96H167ZM170 97V96H169ZM184 97V96H183ZM183 97H181V98H183ZM4 98V97H3ZM179 98V97H178ZM181 98H180V100H178L177 99V97H176V99L178 100V103H179V101H181ZM189 98H190V96H189ZM245 98V99H244ZM90 99V98H89ZM88 98H87V100L90 102V100H89ZM93 99V98H92ZM99 99H101L100 97H99ZM120 99V98H119ZM118 99V100H119ZM138 99V98H137ZM139 99H140V97H139ZM146 99H148V98H146ZM151 99V98H150ZM150 99H148V101L150 100ZM154 99V100H153ZM153 102L155 101V98L153 97ZM159 99V98H158ZM161 99H162V97H161ZM164 99H165V97H164ZM5 100V99H4ZM15 100H17V99H15ZM102 100V99H101ZM145 100V99H144ZM143 100V101H144ZM177 100H174L173 102H175V101H177ZM187 100H188V98H187ZM187 100L185 101V102H187ZM6 101H7V99H6ZM6 101H4V103L6 102ZM18 101H20V100H18ZM17 101V103H19ZM22 101V100H21ZM23 101H24V99H23ZM22 101V102H23ZM78 101H80L79 100V98H78ZM133 101V100H132ZM131 101V102H132ZM142 101V102H143ZM170 101V100H169ZM183 101V102H184ZM190 101H191V99H190ZM11 102H13V100L11 101ZM16 102V101H15ZM25 102V101H24ZM87 102V101H86ZM88 102V103H89ZM93 102V101H92ZM99 102V101H98ZM101 102V101H100ZM137 102V101H136ZM138 102H139V100H138ZM141 102V103H142ZM152 102V103H153ZM159 102H161V101H159ZM182 102V103H183ZM184 102V103H185ZM195 102V101H194ZM7 103V102H6ZM32 103V102H31ZM78 103V102H77ZM76 103V104H77ZM80 104H81V102H79ZM78 103V104H79ZM88 103H83V106L85 105V104H88ZM94 103H96L97 104V102H95L94 101ZM119 103V102H118ZM144 103V102H143ZM149 103V102H148ZM152 103L150 104V105H152ZM155 104L157 103V102H154ZM154 103H153V106H154ZM168 103H170V102H168ZM187 103H189V102H187ZM232 103L233 104H235L236 103V106H238V107H236V108H234L235 107V105L233 106V108L235 109V111H233V109L231 108L232 107ZM240 104V105H237V104ZM16 104V103H15ZM27 104V103H26ZM77 104V105H78ZM79 104V105H80ZM95 104V106H97V108L96 109H98V104L96 105ZM128 104V103H127ZM146 104V103H145ZM145 104H143L144 106H145ZM171 104H172V102H171ZM193 104H195V103H193ZM192 104V105H193ZM36 105V104H35ZM78 105V106H79ZM135 106L136 105H138V104H134ZM158 105V104H157ZM170 105V104H169ZM169 105H168V108H169ZM190 105H191V103H190ZM10 106V105H9ZM8 106V107H9ZM28 106V105H27ZM81 106V105H80ZM87 106V105H86ZM128 106V105H127ZM134 106V107H135ZM144 106H142L143 107V109H144ZM178 106V105H177ZM180 106H182V104L180 105ZM258 106H260V107H258ZM37 107V106H36ZM35 107V108H36ZM89 107V106H88ZM133 107V108H134ZM138 107V106H137ZM146 107V106H145ZM152 107V106H151ZM172 107H173V105H172ZM188 107H191V106H188ZM29 108V107H28ZM86 108V107H85ZM90 108V107H89ZM100 108V107H99ZM115 108V107H114ZM128 108V107H127ZM139 108V107H138ZM141 108V107H140ZM154 108H157V107H154ZM170 108H171V106H170ZM170 108H169V111H170ZM173 108H175V107H173ZM195 108V107H194ZM256 108H258V109H256ZM88 109V108H87ZM93 109H94V107H93ZM92 109V110H93ZM96 109H95V111L93 110V111H91V112H88L89 114H92L93 112H94V114H96ZM142 109V108H141ZM146 109H147V107H146ZM153 109V108H152ZM152 109H150V110H152ZM176 109H177V107H176ZM179 109V108H178ZM183 109L184 108H182V110H181V108H180V110H181V112H184L183 111ZM188 109H190V108H188ZM238 109V110H237ZM248 109V110H247ZM6 110H7V108H6ZM5 110V111H6ZM45 110H46V108H45ZM84 110V109H83ZM102 110V109H101ZM100 110V111H101ZM114 110V109H113ZM135 110H136V108H135ZM134 110V111H135ZM140 110V109H139ZM150 110H146L144 113H147V111H150ZM172 110V109H171ZM194 110L195 109H192V112L194 113ZM247 110V111H246ZM37 111H40V112H42V110H38V108H37ZM47 111H50V110H47ZM57 111V110H56ZM55 111V112H56ZM81 111V110H80ZM126 111V110H125ZM125 111H123V112H125ZM133 111V112H134ZM137 111V110H136ZM135 111V112H136ZM189 111V110H188ZM196 111V110H195ZM241 111V110H240ZM239 111V112H240ZM242 111H243V109H242ZM43 112H44V110H43ZM84 112H85V110H84ZM142 112V113H143ZM167 112V111H166ZM166 112L165 113H163L164 115H166ZM175 112H177V111H175ZM235 112V113H234ZM247 112V113H246ZM46 113V112H45ZM48 113V112H47ZM51 113V112H50ZM65 113V112H64ZM81 113V112H80ZM139 113V112H138ZM153 113V112H152ZM170 113V115L172 114V111L171 112H169ZM241 113V112H240ZM243 113V112H242ZM52 114V113H51ZM55 114V113H54ZM58 114V113H57ZM67 115H68V113H66ZM112 114V113H111ZM135 114H137V113H135ZM156 114V113H155ZM160 114V113H159ZM173 114H176V113H173ZM189 115H190V113H188ZM38 115V114H37ZM45 115V114H44ZM63 115V114H62ZM83 115H84V113H83ZM87 115V114H86ZM125 115V114H124ZM128 115V114H127ZM145 115V114H144ZM157 115V114H156ZM167 115H168V113H167ZM184 115V114H183ZM185 115H186V113H185ZM182 116V113H181V116L183 117V119H185L184 117H186V116H189V115H186V116ZM191 115H193V114H191ZM242 115V114H241ZM243 115H244V113H243ZM243 115H242V117L240 116V115H238V113H237V116H240V118L241 119H243L244 120V118L245 117H247V116H244L243 117ZM250 115L248 116V117H250ZM52 116V115H51ZM55 116V115H54ZM95 116V115H94ZM110 116V115H109ZM137 116H138V114H137ZM153 116H154V114H153ZM180 116V117H181ZM251 116V117H252ZM35 117H36V115H35ZM44 117V116H43ZM87 117V116H86ZM88 117H89V115H88ZM88 117H87V119H88ZM92 117V116H91ZM146 117V118H145ZM144 118H145V120L147 119V116H145ZM168 117H169V115H168ZM171 117V116H170ZM178 117V116H177ZM190 117V116H189ZM250 117V118H251ZM2 118V117H1ZM7 118H9V117H7ZM11 118V117H10ZM39 118V117H38ZM53 118V117H52ZM57 118V121L55 122V126H52V124H54V123H52L51 124V126H52V128L51 129H49V124H47L48 125V128L46 127V128H44L45 129V132H48V134L53 138V140H54V142L52 143V150H50V151H52L53 153H54V155H55V157L57 158V161H56V159L54 158V155H53V158L55 159V161H56V163H57V165H60L61 167H62V170H60V171H62L61 172V174L63 175V181L64 182H66V181H68V186L67 187H69V186H71L72 187V184L74 185V187H75V189H79L78 190V193H77V196L78 197H80V199H82V200H84L85 199V201H84V203L85 202H87V203H89V204H95V205H101V206H104L103 208H105V209H107V210H114V208L115 209H117V208H119V204H117V208L116 207H114L113 208V202H110L109 201V197H108V195H107V191H109L108 190V184L106 183V180L104 181V179H102V178H98V176L96 175L97 173H96V168H95V166H94V164H93V162L91 161V160H88L89 158H86L87 157V154L90 152L89 150H87V151H85V150H83L86 146L84 145L85 143L83 142V140L81 141V142H79V140H80V138L77 136V134H76V132L77 131H74V129L73 130H69V128H70V126L68 125V123L66 122L65 123V121L62 119L63 117H61V113L60 114H58V115H56V117H55V119ZM67 118H68V116H67ZM83 118H85V117H83ZM106 118H108L107 116H106ZM133 118H135V116L133 115ZM133 118H132V116H131V119L133 120ZM143 118V117H142ZM141 118V119H142ZM150 117L148 116V119H149ZM157 118H158V116H157ZM235 118H237V117H235ZM235 118H233V120L235 119ZM239 118V119H240ZM41 119V118H40ZM39 119V120H40ZM49 119L52 121V119H51V117H49ZM125 119V118H124ZM123 119V120H124ZM130 119V120H131ZM138 119V118H137ZM140 119V118H139ZM160 119V118H159ZM162 119H163V116H162ZM172 119V118H171ZM177 119V118H176ZM181 119V118H180ZM179 119V120H180ZM238 119V118H237ZM235 120L236 122H239V120ZM254 118H252V119H249V120H251V121H253V125H254V120H253ZM2 120H3V118H2ZM5 120V119H4ZM10 120H12V119H10ZM33 120V119H32ZM44 120V119H43ZM41 121V123H40V125L42 126V122H44V124H45V120L44 121ZM48 120V119H47ZM49 120V121H50ZM68 120H71V119H69L68 118ZM135 120V119H134ZM144 119H143V121H145ZM150 120V119H149ZM158 120V119H157ZM182 120V119H181ZM247 120V119H246ZM246 120H244V122H242V125L244 124V123H246ZM257 120V119H256ZM256 120H255V122H256ZM6 121V120H5ZM85 121V120H84ZM125 121H127V120H125ZM148 121V120H147ZM152 121V120H151ZM164 121H166V118H165V120ZM170 121V120H169ZM173 121V120H172ZM7 122V121H6ZM8 122H9V119H8ZM23 122V121H22ZM87 121H85V123H86ZM231 122H232V119H231ZM258 122H259V120H257V124H258ZM25 123V122H24ZM24 123H21L20 125L22 126V124H24ZM35 123V122H34ZM89 125H90V127H91V124L89 123V122H87ZM86 123V125H88ZM136 123V122H135ZM141 123H143L142 125L139 123V124H137V126H138V129L136 128L137 126H134L135 128H134V130H132V129H130L129 130V132L130 133H133L134 132V134H135V129H137L138 131H140L143 127H145V122H141ZM151 123V122H150ZM249 123H250V121H249ZM5 124V123H4ZM73 124V123H72ZM100 124V123H99ZM163 124V123H162ZM180 124V123H179ZM11 125V124H10ZM9 125V126H10ZM38 125H39V122H38ZM88 125V126H89ZM142 127L141 129H140V126ZM149 125V124H148ZM165 125V124H164ZM230 125V124H229ZM235 125H237V123L235 124ZM253 125H251V126H253ZM262 125H264V124H262ZM20 126V127H21ZM44 126V125H43ZM74 126V125H73ZM94 126V125H93ZM93 126L91 127V128H93ZM97 126V125H96ZM231 126V125H230ZM241 126V125H240ZM250 126V125H249ZM259 126V127H260ZM14 127V126H13ZM54 127V128H53ZM77 127V126H76ZM173 127L174 126H172V129H173ZM175 127V128H176ZM233 127V126H232ZM237 127V126H236ZM246 126H244L243 128H245ZM255 127H256V124H255ZM264 127V126H263ZM8 128V127H7ZM22 128V127H21ZM25 128V127H24ZM38 128H39V126H38ZM75 128V127H74ZM109 128V127H108ZM129 128V127H128ZM234 128H235V126H234ZM233 128V130H234V132L236 133V131H235V129ZM238 128V127H237ZM242 128V127H241ZM242 128V129H243ZM249 128V127H248ZM254 128V127H253ZM258 128V127H257ZM256 128V129H257ZM261 128H262V126H261ZM261 128H259V129H257L258 131H259V135H260V133H261V131L263 130H261ZM9 129V128H8ZM18 129H20V128H18ZM18 129H17V131H18ZM42 129V128H41ZM44 129H42V131L44 130ZM79 129V128H78ZM140 129V130H139ZM148 129V128H147ZM197 129V130H198ZM246 129V128H245ZM244 129V130H245ZM11 130H12V128H11ZM15 131H16V127H15V129H14ZM21 130V129H20ZM80 130V129H79ZM128 130V129H127ZM144 130V129H143ZM143 130H142V135H143ZM149 130V129H148ZM147 130V131H148ZM251 130V129H250ZM26 131V130H25ZM25 131H24V134H25ZM124 131H126V130H124ZM200 131H201V129H200ZM245 131V132H246ZM14 132V131H13ZM36 132V131H35ZM45 132H43V133H45ZM102 132V131H101ZM110 132H111V130H110ZM122 132V131H121ZM234 132L232 131L231 133H232V136H234ZM15 133V132H14ZM28 133H29V131H28ZM79 133H80V131H79ZM127 133L128 132H125V134L127 135ZM156 133V132H155ZM198 133H200L199 131H198ZM237 133H241L240 134V136L241 135H243L242 134V132H237ZM237 133H236V135H237ZM262 133H263V131H262ZM41 135H42V133H40ZM101 134H104V135H107V134H105L104 132L103 133H101ZM148 134V133H147ZM192 134V133H191ZM207 134V135H206ZM48 135V136H49ZM103 135V136H104ZM109 135V134H108ZM107 135V136H108ZM141 134L139 133V137H141L140 136ZM144 135H146V134H144ZM154 135V134H153ZM200 135H201V133H200ZM205 135V136H204ZM212 136V138H210L209 139V143H210V145H209V147H207L206 146V148H202V145H201V143H205V142H208V139H207V137L206 136ZM245 135H247L248 137H245ZM44 136H45V134H44ZM119 136V135H118ZM128 136H130V134H128ZM186 136H187V134H186ZM50 137V138H51ZM122 137H125V136H122ZM146 137V136H145ZM165 137V136H164ZM236 138H237V136H235ZM243 137V136H242ZM261 137V136H260ZM263 137H264V135H263ZM263 137H261L262 139H263ZM50 138H49V140H50ZM105 138V137H104ZM229 138H230V136H229ZM235 138V139H236ZM240 138V137H239ZM239 138H237V140L239 139ZM243 138V139H244ZM10 139V138H9ZM83 139V138H82ZM125 139V138H124ZM124 139H122V142H123V140ZM126 139H127V137H126ZM187 139V138H186ZM234 139V140H235ZM45 141H47L46 139H44ZM116 140V139H115ZM125 141V140H124ZM188 141V140H187ZM203 141V142H202ZM238 141H240V139L238 140ZM8 142H9V140H8ZM8 142L6 143V142H4V143H6V145L8 144ZM48 143H50L49 141H47ZM83 142V143H82ZM127 142V141H126ZM132 142H134V140L132 141ZM138 142V141H137ZM171 142V143H170ZM184 142H185V140H184ZM183 142V143H184ZM232 142H233V139H232ZM231 142V143H232ZM242 142V141H241ZM245 142H246V139H245ZM260 142L261 143H263L262 142V140L260 139ZM77 143V145H80V147L82 148L83 147V145L85 146V147H83V149H81V148H77L76 146H75V144ZM186 143V142H185ZM243 143V142H242ZM120 145H121V143H119ZM129 144V143H128ZM128 144H126V145H128ZM135 144V143H134ZM238 144H239V142H238ZM253 144V145H254ZM264 144V143H263ZM1 145H3V143H1L0 144V147H1ZM5 145V144H4ZM9 145H10V143H9ZM50 145V144H49ZM136 145V144H135ZM163 145V144H162ZM161 145V146H162ZM170 145H168V147L170 146ZM188 145V144H187ZM204 145V144H203ZM206 145H207V143H206ZM252 145V146H253ZM8 146V145H7ZM45 146V145H44ZM125 146V145H124ZM132 146V145H131ZM157 146V145H156ZM161 146H159V147H161ZM171 146H170V148H171ZM178 146H179V144H178ZM261 146H262V144H261ZM260 146V147H261ZM51 147V146H50ZM79 147V146H78ZM129 147V146H128ZM158 147V148H159ZM167 147V146H166ZM168 147H167V149H168ZM3 148V146L1 147V149ZM87 148V147H86ZM89 148V147H88ZM87 148V149H88ZM125 148H126V146H125ZM187 148V147H186ZM1 149H0V152H1ZM6 148H4V150H5ZM14 149V148H13ZM13 149H10L11 151L13 150ZM166 149V150H167ZM184 149V148H183ZM182 149V150H183ZM256 149H258V150H256ZM8 150V149H7ZM136 150V149H135ZM154 150H155V148H154ZM180 150V149H179ZM11 151H9V153L11 152ZM85 151V152H84ZM97 151V150H96ZM161 151H163L162 150V148H161ZM181 151V150H180ZM186 151H188V149L186 150ZM5 152H6V150H5ZM4 151L2 152V153H4L5 155H6V153H5ZM131 152V151H130ZM156 152V151H155ZM168 152H170V150L168 151ZM167 152V153H168ZM177 152V151H176ZM188 152V153H189ZM1 153V154H2ZM12 153H13V151H12ZM52 153V154H53ZM152 153V152H151ZM167 153H165V155H166V158L168 157L167 155ZM0 154V155H1ZM8 154V153H7ZM11 154V153H10ZM10 154H9V157H10ZM16 154V156H17V153H14V155ZM90 154L92 155V153L90 152ZM133 154V153H132ZM155 154V153H154ZM173 154V153H172ZM5 155H2L3 157L5 156ZM14 155H12L14 158L16 157V156H14ZM128 155H129V153H128ZM136 155H137V153H136ZM169 155H171V154H169ZM174 155V154H173ZM7 156V155H6ZM5 156V157H6ZM93 156V155H92ZM151 156H153V155H151ZM163 156V155H162ZM172 156V155H171ZM177 156V155H176ZM5 157L3 158L4 160H6L5 159ZM9 157H8V159H9ZM12 157V158H13ZM18 157V156H17ZM90 157V156H89ZM130 157V156H129ZM134 157V156H133ZM136 157V156H135ZM160 157V156H159ZM163 158V157H162ZM165 158V159H166ZM170 158V156L167 158V159H169ZM183 158V157H182ZM2 159V157L0 158V160ZM3 159L1 160V161H3ZM6 160V161H3V162H1L0 161V164L2 165V166H0L1 168H3V169H5V172H4V170H2V172L4 173V179L7 177V180H9V182L10 183H14V182H12V181H15L16 182V180L15 179H18V177L20 176L21 177V175H23V176H25V174L27 173V171H26V169H25V172L26 173H24V171H22V169H24L23 167H22V169H21V171L20 172H18L17 171V169L15 170H13L12 169V167H10V164H9V166L7 165V161H9V160ZM10 160H11V158H10ZM14 160V159H13ZM13 160H11V162L13 161ZM17 160H18V158H17ZM21 160V159H20ZM127 160H128V158H127ZM126 160V161H127ZM162 160H164V159H162ZM190 160V159H189ZM130 161V160H129ZM129 161H128V163H129ZM132 161V160H131ZM161 161V160H160ZM13 162H16V158H15V160L13 161ZM133 162V161H132ZM136 162V161H135ZM157 162V161H156ZM168 162V161H167ZM189 162V161H188ZM199 162V161H198ZM201 162V161H200ZM200 162H199V164H200ZM170 163V162H169ZM187 163V162H186ZM16 164V163H15ZM50 164V163H49ZM96 164V163H95ZM158 164H159V162H158ZM165 164H166V162H165ZM164 164V165H165ZM168 164V163H167ZM130 165V164H129ZM150 165V164H149ZM149 165H147L148 166V168H150L149 167ZM161 165V164H160ZM183 165V164H182ZM182 165L180 166V167H182ZM17 166V165H16ZM53 166H55L54 165V163H53ZM167 166V165H166ZM179 166V165H178ZM200 166V165H199ZM20 168H21V166H19ZM128 167V166H127ZM153 167H156V165H154ZM158 167V166H157ZM161 167V166H160ZM159 167V168H160ZM190 167V166H189ZM203 167V166H202ZM201 167V168H202ZM0 168V169H1ZM14 168V167H13ZM130 168V167H129ZM165 168V167H164ZM155 169H157V168H155ZM187 169V168H186ZM192 169V168H191ZM191 169H190V171H191ZM96 170V171H95ZM146 170V169H145ZM185 170V169H184ZM199 170V169H198ZM152 171H153V169H152ZM152 171H150V173L152 172ZM162 171V169L160 168V171H158L159 172V174H160V172ZM200 171L198 172V174L200 173ZM1 172V173H2ZM37 172V171H36ZM102 172H103V169H102ZM154 172H155V170H154ZM157 172V173H158ZM163 172V171H162ZM172 172H174V171H172ZM185 172V171H184ZM193 172V173H194ZM44 173H46V172H44ZM28 174V173H27ZM161 174H163V173H161ZM191 174V173H190ZM151 175V174H150ZM192 175V174H191ZM194 175V174H193ZM22 176V177H23ZM60 176V175H59ZM103 176V175H102ZM151 176H153V175H151ZM171 176V175H170ZM170 176H169V178H170ZM175 176V175H174ZM179 176V175H178ZM177 176V177H178ZM182 176H183V174H182ZM33 177L37 180L40 176H36V175H33ZM107 177V176H106ZM150 177V176H149ZM155 177V176H154ZM172 177V176H171ZM196 177H197V174H196ZM195 177V178H196ZM200 177V176H199ZM198 177V178H199ZM205 177V178H204ZM23 178H28L27 177V175L25 176V177H23ZM33 178V179H34ZM42 178L44 179V180H47L48 181V179H47V177L46 176H42ZM159 178V177H158ZM195 178H192V182H193V180L195 179ZM29 179L30 178H28L27 180L29 181ZM107 180H108V178H106ZM146 179V178H145ZM144 179V180H145ZM157 179V178H156ZM20 180H22V178L20 179ZM27 180L26 179H24L23 181L25 182H27ZM143 180V181H144ZM158 180V179H157ZM197 180H199V179H197ZM147 181H149L148 179H147ZM202 181H201V183H202ZM9 182L7 183V181L5 182V183H7V185L9 184ZM25 182V183H26ZM36 182V181H35ZM105 182V183H104ZM146 181H144V184L145 185H147L148 184V182H147V184L145 183ZM152 182V181H151ZM166 182H168V180H166ZM150 183V182H149ZM157 183V182H156ZM174 183V179H172L171 180V182H170V184H173ZM26 184H29V183H26ZM46 184V183H45ZM195 185H196V183H194ZM199 184V183H198ZM150 185H151V183H150ZM152 185H153V183H152ZM200 185V184H199ZM198 185V186H199ZM11 186V185H10ZM42 186V185H41ZM64 186V185H63ZM11 187H13V186H11ZM25 187V186H24ZM74 187H72V188H70V190L71 189H73ZM149 187H151V186H149ZM172 187H174V185H172ZM193 186L191 185V188H192ZM33 188V187H32ZM111 188H112V185H111ZM194 188V187H193ZM14 189V188H13ZM31 189V188H30ZM113 189V188H112ZM167 189V188H166ZM165 189V190H166ZM173 189V188H172ZM202 189V188H201ZM22 190V189H21ZM70 190H69V192H70ZM163 190V189H162ZM193 190H195V188L193 189ZM199 190V189H198ZM217 190V189H216ZM113 191V190H112ZM167 191H170V190H167ZM172 191V190H171ZM188 191L189 190H186V191H184V193H186V195H187V193H188ZM10 192H11V190H10ZM23 192V191H22ZM29 192V191H28ZM66 192V191H65ZM216 192L217 191H215V194H216ZM24 193H26V192H24ZM113 193V192H112ZM219 193V192H218ZM218 193H217V195H218ZM23 194V193H22ZM29 194V193H28ZM65 194V193H64ZM75 194L76 193H74V196H75ZM172 194V193H171ZM10 195V194H9ZM17 195H21V194H17ZM23 195H25V194H23ZM31 195H32V192H31ZM66 195H68V192H67V194ZM166 195V194H165ZM11 196V195H10ZM35 196V195H34ZM115 196H116V194H115ZM219 196H220V193H219ZM221 196H222V194H221ZM21 197V196H20ZM20 197H18V198H20ZM37 197V196H36ZM168 197V196H167ZM182 197V196H181ZM196 197V196H195ZM15 198V197H14ZM69 198V197H68ZM75 198H76V196H75ZM188 198V197H187ZM194 198V197H193ZM224 198V197H223ZM232 198V197H231ZM12 199V198H11ZM16 199V198H15ZM77 199V198H76ZM79 199V198H78ZM222 199V198H221ZM13 200V199H12ZM36 200V199H35ZM34 200V201H35ZM184 200H186V198H184ZM216 200H217V196H216ZM222 200H224V199H222ZM227 200H226V202H227ZM75 201V200H74ZM73 201V202H74ZM225 201V200H224ZM232 201H234V200H232ZM57 200L55 201V204H54V206L56 207L57 206ZM189 202H190V200H189ZM110 203H112V204H110ZM219 203H220V200H219ZM218 203V204H219ZM37 204H38V202H37ZM76 204V203H75ZM123 205H124V203H122ZM128 204V203H127ZM126 204V205H127ZM216 204V203H215ZM112 205V208L110 207ZM223 205H225V204H223ZM222 205V206H223ZM74 206V205H73ZM84 206H86V205H84ZM136 206V205H135ZM135 206H133V207H135ZM216 206V205H215ZM91 207V206H90ZM132 207V208H133ZM138 206H136V208H137ZM214 207V206H213ZM226 207V205L224 206V207H222V208H224L223 210V212H222V210H221V212L223 213V218L225 219V217H227L228 216V212H229V210L230 209H228L227 207ZM82 208V207H81ZM100 208H102V207H100ZM111 208V209H110ZM104 209V210H105ZM134 209V208H133ZM186 209H188V207L186 208ZM214 209H215V207H214ZM118 210V209H117ZM202 210V209H201ZM213 210V209H212ZM220 210H219V212H220ZM234 210V209H233ZM232 210V211H233ZM90 211V210H89ZM115 212H116V210H114ZM211 211V210H210ZM231 211V210H230ZM98 212V211H97ZM103 212H105V211H103ZM200 212V211H199ZM218 212V211H217ZM218 212V213H219ZM220 212V213H221ZM95 213V212H94ZM110 213V212H109ZM201 213V212H200ZM230 213V212H229ZM233 213V212H232ZM116 213H114V215H115ZM184 214V213H183ZM191 213H189V215H187L186 214V216H191L190 215ZM198 214V213H197ZM209 214V213H208ZM214 212H213V216H211V217H213V218H215L214 219V221L216 220V215L214 216ZM102 215V214H101ZM118 215H120V214H118ZM117 215V216H118ZM200 215V214H199ZM234 215V214H233ZM106 216V215H105ZM130 217V216H129ZM211 217H209V218H211ZM218 217H221V219H222V216H219L218 215ZM264 216H262V218H263ZM199 218V217H198ZM234 218H236L235 216H234ZM237 218V219H238ZM250 218V217H249ZM248 218V219H249ZM131 219V218H130ZM156 219V218H155ZM189 219H190V217H189ZM199 219H201V218H199ZM223 219V220H224ZM228 219V221H229V218H227ZM243 220H242V222L243 221H246V220H244L245 218H242ZM258 219V222L260 221L259 219H260V217H258L257 218ZM106 220V219H105ZM125 220V219H124ZM157 220V219H156ZM231 220V219H230ZM236 219H233V220H231V221H235ZM182 221H185L184 219L182 220ZM189 221V220H188ZM230 221V222H231ZM263 221V220H262ZM262 221H261V225H263L264 226V224H262ZM111 222V221H110ZM117 222V221H116ZM186 222V221H185ZM194 222H195V220H194ZM203 222H204V220H203ZM210 222V221H209ZM237 222H238V220H237ZM236 222V223H237ZM255 222H256V220H255ZM255 222H253L252 224V226H256V224H257V226L256 227H258V222H256V224H255ZM188 223V222H187ZM190 223V222H189ZM189 223H188V225H189ZM193 223V222H192ZM211 223V222H210ZM114 224V223H113ZM208 224V223H207ZM238 224V223H237ZM245 223H243V225H244ZM250 224V223H249ZM260 224V223H259ZM192 225V224H191ZM196 225V224H195ZM213 225V224H212ZM221 225V224H220ZM225 225H227V223L226 224H224V226ZM228 225H230L231 226V224H229L228 223ZM227 225V226H228ZM247 225H248V222H247ZM261 225H259V227L262 229V226ZM203 226H205V223H204V225ZM223 226V227H224ZM229 226V227H230ZM232 226H233V224H232ZM235 226H236V224H235ZM238 226V225H237ZM237 226H236V228H237ZM241 226V225H240ZM250 226V227H249ZM248 227L249 228H251V229H249V231L251 232V231H253V228L251 227V225H249ZM210 227V226H209ZM244 227V226H243ZM242 227V228H243ZM247 227V226H246ZM201 227L199 226V229H200ZM207 227H203L202 229L204 230V229H206ZM214 228V227H213ZM234 228V227H233ZM233 228H231V230L233 229ZM236 228H234V229H236ZM197 228H194V230H196ZM196 230L195 232H197V231H199L200 232V230ZM201 229V231H203ZM226 229V228H225ZM225 229H224V231H225ZM228 229L229 228H227V231H228ZM244 229V228H243ZM261 229H260V232H261ZM192 230V229H191ZM208 230V229H207ZM246 230V229H245ZM256 230V229H255ZM264 230V229H263ZM215 232L216 230H213L212 229V232ZM218 231V230H217ZM220 231V230H219ZM249 231H247L248 232V235H249ZM257 231V230H256ZM194 232V233H195ZM259 232V233H260ZM124 233V232H123ZM218 233V232H217ZM231 233V231L229 232V234ZM253 233V232H252ZM251 233V234H252ZM256 233V232H255ZM258 233V234H259ZM214 234V233H213ZM219 234V233H218ZM223 234V233H222ZM227 234H228V232H227ZM257 234V233H256ZM258 234H257V236H258ZM216 235V234H215ZM254 235V234H253ZM195 236V235H194ZM223 236V235H222ZM227 236V235H226ZM229 236V235H228ZM227 236V237H228ZM250 236V235H249ZM215 237V236H214ZM257 238V237H256ZM82 239V238H81ZM212 239V238H211ZM211 239H210V241H211ZM223 239V238H222ZM264 239V238H263ZM214 240H216V239H214ZM219 240V239H218ZM221 240V239H220ZM219 240V241H220ZM84 241V240H83ZM203 241V240H202ZM209 241V239H207V241L206 242H208ZM218 241V242H219ZM261 241V240H260ZM223 242H225V241H223ZM252 242V241H251ZM262 243L264 242V241H261ZM201 243V242H200ZM204 243H205V240H204ZM210 243H212V241L210 242ZM209 243V244H210ZM221 243V242H220ZM202 245H203V243H201ZM167 245H168V247H167V250H166V253H167V256H168V258H170L171 260H179L180 259V256H181V248L178 246V244L174 241V236L173 235H171V234H168L167 235ZM212 245H213V243H212ZM216 245V244H215ZM219 245V244H218ZM209 246V245H208ZM208 246H205V248L207 247L208 248ZM217 246V245H216ZM200 247H201V245H200ZM204 247V246H203ZM210 247V246H209ZM215 247V246H214ZM219 247V246H218ZM204 248V249H205ZM206 248V249H207ZM219 248H222V247H219ZM199 249H201V248H199ZM209 249V248H208ZM216 250H217V248H216ZM209 251H210V249H209ZM212 251V250H211ZM218 251V250H217ZM220 251H222V249L220 250ZM216 252V251H215ZM209 253V252H208ZM219 253H221V252H219ZM183 254V253H182ZM203 254V253H202ZM206 255V254H205ZM208 255V254H207ZM214 255V254H213ZM221 255V254H220ZM198 256V255H197ZM218 256V255H217ZM216 256V257H217ZM220 257V256H219ZM167 258V257H166ZM167 258V259H168ZM182 259V258H181ZM201 259V258H200ZM180 264H181V261H180Z\"/></svg>","mask_w":264,"mask_h":264}]
</instances>
